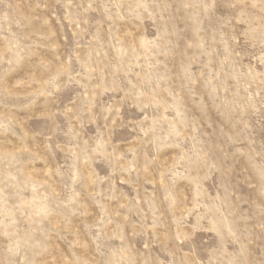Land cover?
Listing matches in <instances>:
<instances>
[{"label":"rangeland","instance_id":"1","mask_svg":"<svg viewBox=\"0 0 264 264\" xmlns=\"http://www.w3.org/2000/svg\"><path fill=\"white\" fill-rule=\"evenodd\" d=\"M0 264H264V0H0Z\"/></svg>","mask_w":264,"mask_h":264}]
</instances>
